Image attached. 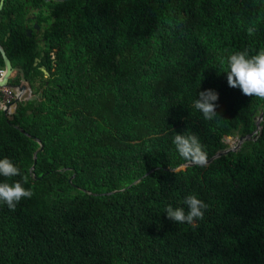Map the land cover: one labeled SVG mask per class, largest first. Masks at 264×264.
<instances>
[{"label":"trees","instance_id":"obj_1","mask_svg":"<svg viewBox=\"0 0 264 264\" xmlns=\"http://www.w3.org/2000/svg\"><path fill=\"white\" fill-rule=\"evenodd\" d=\"M22 1L2 0L0 35L34 97L0 110V159L21 173L0 182L28 175L33 196L0 203V264H264V109L236 149L172 169L185 160L176 134L209 157L253 129L264 100L224 71L264 48V0H30L47 22L39 46ZM208 89L212 120L193 107ZM189 195L208 205L197 227L164 212H187Z\"/></svg>","mask_w":264,"mask_h":264},{"label":"clouds","instance_id":"obj_2","mask_svg":"<svg viewBox=\"0 0 264 264\" xmlns=\"http://www.w3.org/2000/svg\"><path fill=\"white\" fill-rule=\"evenodd\" d=\"M254 31L255 29L249 28V35H252ZM226 63L227 69L224 72L227 74V83L229 87L239 88L246 96H255L264 100V48H261L252 55H249L247 51H237L227 58ZM11 66L13 65L11 64ZM0 67L3 72V66ZM4 87H8L11 90L8 82ZM16 94H18L17 90L15 93H12L7 110L0 109L2 114L4 112L3 115L7 116L13 112L14 108L12 111H9V107L11 105L12 98ZM217 100L218 93L214 90L208 89L201 91L198 94V98L193 101V107L202 113L205 120H212L218 116L215 111L217 107L215 101ZM226 137H230L228 139H231L232 135H226ZM235 137L234 140L236 139ZM234 140H231L230 143H233ZM172 142L175 145L177 152L183 159L191 161L198 166H204L207 164L208 155L204 150V146L200 143L195 134H176ZM227 145H229V143ZM37 146L31 151V154L33 151L35 154L39 151ZM148 171L149 169L144 173H147ZM20 175L21 173L19 168L16 167L10 159L7 157L0 159V176L11 178ZM134 181L135 180H133V182ZM28 182V175H23L20 181H14L11 184L8 182H0V203L5 204L10 211H15L17 204L23 198H31L33 196L31 188L25 189L23 187V184H27ZM183 203L187 206V212H185L183 207L173 208L169 205L164 211L167 219L172 222L187 223L189 226L197 227L198 225L196 222L204 219V210L207 209L208 205L196 198L194 195L187 196Z\"/></svg>","mask_w":264,"mask_h":264},{"label":"water","instance_id":"obj_3","mask_svg":"<svg viewBox=\"0 0 264 264\" xmlns=\"http://www.w3.org/2000/svg\"><path fill=\"white\" fill-rule=\"evenodd\" d=\"M1 2H2V0H0V6H1ZM37 26L38 25H37L36 21H34L32 23V28L36 29ZM29 30H30L29 28H25V33L27 35L29 34ZM39 53H40V55H42L41 51H39ZM0 58L2 60V66H3V69H4L3 72H1V75H0V85L5 86V85H7L6 79H7L8 73L11 72L12 70H17L20 73L21 72V68L19 66H11V64L9 62L8 55L5 53L4 48L2 46H0ZM36 62L39 65L36 64ZM32 65H35L36 68H38L44 75L47 74V70H46L45 65H44V60H43V58L41 56L39 58L33 57ZM20 80H22L23 83ZM8 85L11 88L12 93H15L16 90L18 91V94H16L12 98L11 105L9 107V111H12L16 101L22 100L23 98H28V97L31 96V94H30L29 84H28L27 79L22 78L21 76L19 77L18 82H16L15 84L8 83ZM263 109H264V107L262 109L258 110L257 114L253 117L254 118V120H253L254 127H253V129L251 131L246 132V133L241 134V135H238L236 137V139L234 140L233 144L227 145L226 147H222V148L216 149L208 157V161H209V159L211 157H214L216 155L224 153L227 150H234L239 145V143L241 142L242 139H245V138H247L249 136L253 137L255 135V133L258 132L257 129L259 128V119H260V116H261V113H262ZM26 111H28V110L26 109ZM3 114H4V112H3ZM18 129H19L20 132H23V130L20 127H18ZM222 138L224 140V137H222ZM36 141L38 143L37 149L40 150L41 149V142L39 140H37V139H36ZM34 161H35V152L33 151L32 154H31V164L29 165V170L32 168V164L34 163ZM190 164H192L191 161L185 160V161H183L181 163H178L177 165L173 166L172 169H176L178 166L183 167V166L190 165ZM70 178L71 177L69 176L68 181H70Z\"/></svg>","mask_w":264,"mask_h":264},{"label":"flooded vegetation","instance_id":"obj_4","mask_svg":"<svg viewBox=\"0 0 264 264\" xmlns=\"http://www.w3.org/2000/svg\"><path fill=\"white\" fill-rule=\"evenodd\" d=\"M34 9H35V8H32L31 11H29V13L26 14V17H28L29 19H32V21H31V22H27V23H28V26H27L26 21H23V25H25V26L23 27L24 30H25V28H29V29L31 30V28H32V23H33L34 21H36L35 15H34V13L32 12ZM23 20H25V19H23ZM42 24H44V21H43V20H41V22H40L39 24H37V25H38L37 28L34 29V31H32V32L36 33L35 35L37 36L38 40H39V39H40V40L43 39V37H40V30H41L40 25H42ZM30 30H29V33H30ZM24 33H25V32H24ZM4 34H5V35H8V31L5 32V33H3L2 35H0V46L3 45V42H2V41L4 40ZM40 40H39V41H40ZM3 46H4V45H3ZM39 51H41V50H39ZM41 52H42V54H43V51H41ZM39 54H40V53H39ZM8 58H9V57H8ZM37 58H39V57H37ZM9 62H10V60H9ZM10 64H11V63H10ZM38 65H39V64H38ZM19 67H20V66H19ZM20 68H21V67H20ZM16 71H17V70H12L11 72L8 73L7 78L10 76V80L8 81V83L15 84L16 82H18L20 76H21L22 78L27 79L28 84H29L30 94H31L30 98L34 97V95L31 93V87H30L31 80H33V79H29V77H27L26 75H24V74H23V70H22V68H21V72H20V73H19V71H17V72H18V74H17ZM30 71H32V69H31ZM15 73H16V75H17L16 80H14ZM29 80H30V81H29ZM20 81L23 83L22 80H20ZM6 82H7V79H6Z\"/></svg>","mask_w":264,"mask_h":264},{"label":"rangeland","instance_id":"obj_5","mask_svg":"<svg viewBox=\"0 0 264 264\" xmlns=\"http://www.w3.org/2000/svg\"><path fill=\"white\" fill-rule=\"evenodd\" d=\"M19 5H20V7H21V11H22V12H24L25 10L27 11L26 14H28L29 11H31V9H32V8H31V2H30V0H23V1L21 2V4H19ZM41 8H44V7H41ZM23 14H24V13H23ZM44 23H47V22L45 21ZM34 29H35V28H31L30 31H34ZM42 32H43V28H41V30H40V33H41V34H42ZM25 35H27V34L25 33ZM29 35H30V33H29L27 36H29ZM42 36H43V35H41L40 37H42ZM39 40H40V39H39ZM39 40H38V38L35 37V46H39V45H40V41H42L43 39L40 40V41H39ZM32 42H33V41H32ZM16 73L18 74L17 71H16ZM9 80H10V76L7 78V82H8ZM28 98H29V97H28ZM28 98H23L22 100H25V99H28ZM263 107H264V106H263ZM234 137H235V136L232 135L231 139H228V138H230V137H226V136H225V137H224V141H226L227 143H229V145H230V144H233L234 142H233V143H230V142H231V140H234ZM236 148H237V147H236ZM236 148H235V149H236ZM179 167H181V166H179ZM179 167H178V168H179ZM200 223H202V222H200Z\"/></svg>","mask_w":264,"mask_h":264},{"label":"built area","instance_id":"obj_6","mask_svg":"<svg viewBox=\"0 0 264 264\" xmlns=\"http://www.w3.org/2000/svg\"><path fill=\"white\" fill-rule=\"evenodd\" d=\"M2 72V68L0 67V75ZM12 93L8 87L0 86V109H8L9 100Z\"/></svg>","mask_w":264,"mask_h":264}]
</instances>
